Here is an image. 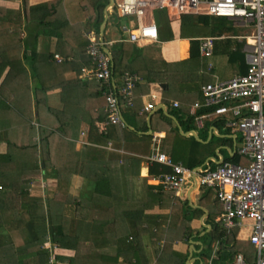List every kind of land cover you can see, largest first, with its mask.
Here are the masks:
<instances>
[{"label":"trees","instance_id":"1","mask_svg":"<svg viewBox=\"0 0 264 264\" xmlns=\"http://www.w3.org/2000/svg\"><path fill=\"white\" fill-rule=\"evenodd\" d=\"M109 3L110 0H84L80 5L83 9V22L80 23H72L69 20L64 0H50L38 4L21 0L18 5H0V67H10L2 84L13 75L21 73L22 64L17 59L18 47L8 51L6 46L17 43L21 45L23 27L32 22L40 26L39 34L57 39L58 54L74 58L73 61L61 58V61L55 64L56 67L75 69L79 73L82 67L91 66L88 54L90 41L83 35V30L93 31L97 38L100 37L105 9ZM159 12L157 24L160 40H171L174 38L172 24L165 10ZM180 21L181 36L192 37L190 56L176 63L168 64L162 60L161 67L165 68L162 73L161 67H158L159 61L143 56L134 57V54L125 52V42L112 41L111 35L106 32L105 44L113 55L115 83L119 85L126 72L142 75L149 84L166 82L167 88L160 87L166 98L173 91L178 93L177 106L174 102L169 104L168 100L163 98L164 102L170 105V114L179 120L184 130H191L195 128V120L194 115L190 113V107L196 101L203 100L201 87L209 81L204 79L205 75L202 73L208 69V63L214 65V62L209 60L216 54L215 49L221 48L224 56L235 66L244 65V72L247 70L246 54L243 51L244 44L233 38L239 31L230 20L191 14L182 16ZM107 26H113L114 30L118 31V38L124 40L125 32L121 27V18L115 9L110 12L105 30ZM187 27L191 30L199 27L200 31L202 28H209L210 35L226 37L216 39L212 55L205 57L200 53V41L197 38L201 34L192 35L193 33L187 32ZM186 43L184 41L181 44L182 55L186 51ZM233 45L236 46L234 49ZM170 47L177 49L175 44H170ZM55 54H47L46 60L57 61ZM166 55L172 56L169 51ZM76 81L85 83L81 77L76 78ZM49 88L50 86L44 84L36 86V90L41 91L43 96ZM104 89L103 86L98 87L97 93L103 94L106 108ZM43 96L36 93L39 116L43 120L44 113L48 116L54 115L57 122L53 126L54 130L42 128L40 135L33 132L30 139L18 142V156H13L12 153L0 155V264H54L49 262L50 259L67 264H148L143 241L145 234H149L157 243L164 239L161 264H187V254L174 251L173 240L174 237L181 238L192 232L186 221L190 222L197 213H201V209L177 200V204L170 206V212L163 216L162 213H152L148 210L154 204L153 200L136 198L132 190L133 179L129 176L130 166L135 162V158L123 157L122 154L111 151L114 150L111 145L117 144L115 133L121 136L124 132L136 134L135 131L129 130L127 125L113 124L108 133L98 132L92 125L89 129L81 131L82 135L74 133L73 119H68L66 109L58 110L48 106ZM125 109L122 112L126 119L136 115L132 106ZM206 110L200 108L198 113ZM138 111L139 109L136 110ZM157 115L163 120V124L155 128L166 130L167 138L169 136L171 141L173 139L172 148L168 152L173 162L181 161L184 165L193 167L195 163L190 161V158L192 151L194 154L197 152V146L193 144L203 143L196 141L193 136L182 135L173 118L166 115L162 109L157 111ZM142 129L145 131L146 126ZM20 137L24 138L22 135ZM151 137L146 136L148 140H151ZM79 138L84 142L81 148L77 149L76 141ZM195 158L201 161V157ZM40 160L45 162V168L40 167ZM227 160L234 163L247 162L237 153L229 156ZM10 163L14 165L8 168ZM47 169L51 170L56 183H40L39 180L46 177ZM171 169L161 163H153L150 172L159 174ZM74 176L82 177L85 183L75 186L72 182ZM155 201L160 203V200ZM216 206H221L216 209V212L221 214L222 204ZM170 213L178 215L177 222L172 221ZM183 225L184 230L188 232L176 234V228L180 226L182 229ZM204 238L209 240L206 255H210L214 241L220 242V247L222 246L217 254L219 259L215 261H230L238 252V245L234 244L235 235L227 234L219 223H214L213 229ZM231 243L233 245L230 246ZM67 251L70 253L67 254Z\"/></svg>","mask_w":264,"mask_h":264},{"label":"crops","instance_id":"2","mask_svg":"<svg viewBox=\"0 0 264 264\" xmlns=\"http://www.w3.org/2000/svg\"><path fill=\"white\" fill-rule=\"evenodd\" d=\"M46 1L50 0H30V3L38 4ZM20 2L21 0H0V5H18ZM64 6L67 16L72 23L83 22L81 12L82 10L79 9L80 7L78 0H64ZM152 18H154V20L157 22V18L154 17L153 13L148 15V19ZM168 19L172 24V29L174 32V38L171 40L161 41L159 37L157 42L148 43L143 46H137L136 44L127 40H120V38H118L119 34H117L118 31H115L113 26H107L105 30L107 23L104 26L103 34L100 29L99 40L105 42L106 32L107 35H111L112 41L126 43L125 46H127L125 47V52H130L134 54V57L137 56V58L143 56L145 58H149V60L159 61L158 67L162 66V60L168 64L186 60L190 56L192 37L181 36L180 20L171 21L169 16ZM39 29L40 26L38 23L36 24L32 22L31 24L25 25L21 35L23 38L21 45H18L17 43L16 45L10 47L9 44L6 46L8 51L15 50L18 47L17 52H19V55L17 56V59L21 61L22 64L20 65L21 73L13 75L11 79L8 78L3 84L2 81L6 78L10 67H0V155L12 153L13 156H18L19 153L17 151L19 150L16 146L18 142L30 139L33 135V132L36 135H40L42 128L54 130L53 126L55 123H57L56 119H54V115L49 114L48 116L44 113L43 120L39 116L36 106V93L40 96H43V94L41 91L36 90L37 85L41 86L44 84L50 86L48 92L43 96L44 102L46 99L48 106L58 110L66 109L68 112V119H73L72 128L75 130L73 131L74 133L81 134V131L89 129L90 125H92V127H94V129H96L98 132L108 133L109 127L111 128L113 126V124L111 125V123H107L106 121L104 96L103 94L99 95L97 93L98 87L101 86L100 83L94 78L82 77V69L78 73L75 69H61L60 67H56L55 64L58 63V61H61V58L62 60L68 59L69 61H73L74 58L72 56L66 58L58 54L56 51L57 39L50 38L44 34H39ZM86 32L87 31L83 30V35H85ZM209 35L210 34H205L198 36L197 38L199 39L200 37ZM124 37H127L126 33ZM233 38L234 40L236 39V41H239L236 38V35L233 36ZM184 41L187 42L186 51L182 55L181 44ZM170 44L177 45V49L175 50L174 48H171ZM104 47L105 50H108L111 53L110 49L106 45ZM235 47L236 46L233 45V49ZM62 51L65 52L64 48ZM167 51H169V54L172 56H167ZM215 51V57L213 56V59L209 60L214 62L213 68H210L208 65V69H205L203 73L201 71V73L205 75V80L209 82H214L216 80H226L244 73V65L239 66L236 64L235 66L232 64L230 59L224 56L222 49L219 47H217ZM52 52L60 55V59H57L56 57L57 61L50 60L49 62L46 60L45 56ZM137 58L134 59L137 60ZM160 70L162 73L164 72L165 68L161 67ZM140 76L142 79L140 82L138 81L134 87L133 104L131 105L132 108H134L136 115L131 116L130 119H126L125 114H123V112L121 113L125 122L122 126L127 125L129 130L135 131L136 134L124 132L120 136L113 132L115 133V140L117 144L113 145L110 142V144H112L111 146L114 148V150L111 149V151H114L117 154H122L123 157L130 156L135 158V162L130 166L131 170L129 172L130 178L132 177L133 179V194L137 199L146 201L153 200L152 203L154 202V204L149 207L150 209L148 210L152 213H162L163 216L170 212V206L177 204V200H179L180 203L188 202L193 208L201 209V213H197V215L194 216L190 222L186 221L192 229V232L181 238L174 237L173 240L172 248L174 251L181 254H187V264H209L210 259H212V264L221 263L220 261H215V259H219L217 254L219 249L222 248V246L220 247V242L214 241L212 243L210 255H206L205 253L209 244V240L204 237L211 232L214 223H219L227 234L235 235L234 244L238 245V252L236 253H243L248 261L253 263L256 249L249 240V235L252 230L251 224L248 221H245L242 226H234L231 227V229H227V227L223 226L222 222L218 219L220 213L216 212L217 207L221 208V206H216V204L221 205L222 203L216 198V191L214 187L200 184L198 178V173L201 169L207 167L215 168L223 161L231 162L227 160L229 156H233L235 153L240 154L237 151V146L239 144L237 145L236 143L235 133H231V130L225 126L221 118L212 117L205 118L202 126L197 124L194 118L195 128L191 130H184L179 120L170 114L169 104L178 101V93L173 91L171 95L166 98L162 91V89L168 87L166 82L149 84L143 79L142 75ZM80 77L85 83L77 81L75 82L76 78ZM89 81L91 84H88ZM161 83H165L166 86L163 88ZM153 94H156V96ZM163 98H166L169 104L165 103ZM149 102L154 103V108L147 110L145 107ZM65 104L67 106H65ZM162 104L165 105V108L161 107ZM193 104L190 107L191 115H193ZM126 107L129 106L122 105V110H126ZM137 109H139L138 112H136ZM159 109H162L166 115L173 118L182 135L185 137L193 136L196 141L203 143L201 145H197L195 143V145L193 144V146H197V152L194 154V151H192V157L190 158L192 159L190 161L195 163L193 167H188L181 161L177 162L178 164H182L184 167L190 170V174L188 175L189 179L177 193H175L173 190H165L160 182V177L165 173L172 172L173 169H171V171L159 174H152L150 172L151 165L153 163L161 162H149L147 160V157L152 153V150L155 146H159L162 152L167 151L166 153H168L173 144V139L171 141V137L168 136L167 138L166 130L155 128L157 125L163 124V120H161V118L157 115V111ZM198 111L199 109L197 112ZM48 120L49 123H47ZM53 121L54 123H52ZM145 126L146 130L144 131L142 128ZM20 134L24 137L23 139H21ZM116 136L121 138H117ZM146 136H152L150 138L151 140H148ZM238 136L239 134H237V137ZM154 137L156 138L155 140ZM117 139H120V141H117ZM83 142V139H77L76 148H81ZM168 156H170L169 153ZM195 157H201V161H198ZM243 158L247 160L246 157L243 156ZM14 163H10L8 168H11ZM40 167L45 168V162L43 160H40ZM39 181L43 182V185H45L47 182L50 184L56 183V179L54 178V175L51 174L50 169L46 170V177L40 179ZM72 182L75 186L83 185L85 183L84 179L79 176H74L72 178ZM155 200H160V203H156ZM217 202H220L221 204H218ZM170 218L172 221L175 220V222H177L179 217L177 214L170 213ZM185 223L184 225H187ZM184 225L182 229L180 226L176 228V234L188 232L187 230H184ZM215 233L217 234V231H215ZM143 241L147 254V263L161 264L160 259L163 258L162 249L165 246L164 239L157 243L152 240L149 234H145ZM231 245H233V243H231L230 246ZM239 248H241V250H239ZM66 253L69 254L70 251H67ZM232 260L226 262H231ZM49 262L54 264H67L60 263L53 259H50Z\"/></svg>","mask_w":264,"mask_h":264},{"label":"built area","instance_id":"3","mask_svg":"<svg viewBox=\"0 0 264 264\" xmlns=\"http://www.w3.org/2000/svg\"><path fill=\"white\" fill-rule=\"evenodd\" d=\"M113 9L119 17L136 18V22L124 23L121 27L127 34L124 40L137 46L159 40L157 22L154 18L148 19L155 9L165 10L171 21L191 14L224 17L241 30L236 38L244 44L247 70L231 79L203 84V100L193 104L192 113L201 126L205 118H221L231 133H235L239 144L237 151L246 157L247 162L223 161L215 168L201 169L198 178L200 184L214 187L216 198L223 205L218 217L223 226L231 229L248 221L252 228L249 240L256 249L254 262H249L239 252L231 262L218 264H264V0H114L110 12ZM243 29L246 30L242 32ZM85 35L90 41L91 66L83 67L81 76L94 78L105 88L107 123L124 125L122 105L133 104L134 87L141 78L136 73L126 72L117 85L105 42L92 31ZM225 37H200L201 55L211 56L216 39ZM57 58L60 59L59 55ZM209 67L213 65L209 63ZM178 104V101L174 102L175 106ZM145 108H154V103H147ZM200 108L207 110L199 114L197 110ZM147 158L149 162H161L173 169L160 177L165 190L177 193L189 179L190 170L173 162L159 146H155Z\"/></svg>","mask_w":264,"mask_h":264},{"label":"rangeland","instance_id":"4","mask_svg":"<svg viewBox=\"0 0 264 264\" xmlns=\"http://www.w3.org/2000/svg\"><path fill=\"white\" fill-rule=\"evenodd\" d=\"M79 1V9H81V6L80 5H82V2L84 1V0H78ZM82 11H83V9H81ZM81 11V12H82ZM160 9H155V10H153V14H154V17L155 18H159V16H160ZM192 15H196V14H192ZM121 22L124 24V23H127V24H132V23H134V22H136V18L134 17V16H132V17H130V18H121ZM186 30H187V32L188 33H193L192 35H205V34H209L210 33V29L209 28H207V30H205L204 28H202L201 29V31L199 30V27H196V29H194V30H191V29H189L188 27L186 28ZM236 30H238L239 31V33L241 32V30L240 29H236ZM246 29H243L242 30V32H244ZM202 32V33H201ZM15 161H17V160H15ZM40 183H42V184H44L43 182H40Z\"/></svg>","mask_w":264,"mask_h":264},{"label":"water","instance_id":"5","mask_svg":"<svg viewBox=\"0 0 264 264\" xmlns=\"http://www.w3.org/2000/svg\"><path fill=\"white\" fill-rule=\"evenodd\" d=\"M113 5H114V0H110V3L107 5V7L105 9V18H104V21H103L102 26H101V32H102V34H103V31H104V26L106 25L107 20L109 18V7H112ZM106 52L109 55L111 54L108 50H106ZM110 56H111L112 63H113V56H112V54ZM161 86L164 88L166 86V84L165 83H161ZM161 107L162 108H165V105L162 104ZM43 166H44V164H43Z\"/></svg>","mask_w":264,"mask_h":264},{"label":"clouds","instance_id":"6","mask_svg":"<svg viewBox=\"0 0 264 264\" xmlns=\"http://www.w3.org/2000/svg\"><path fill=\"white\" fill-rule=\"evenodd\" d=\"M109 15H110V10H109ZM120 18H122V17H120ZM107 22H108V20H107ZM122 25H123V23H122ZM57 57V56H56ZM140 78H141V76H140ZM142 79V78H141ZM141 79L139 80V81H141ZM234 258V257H233ZM224 263H226V262H224Z\"/></svg>","mask_w":264,"mask_h":264}]
</instances>
